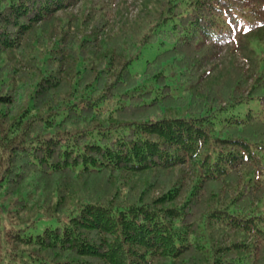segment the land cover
Segmentation results:
<instances>
[{
  "label": "trees",
  "instance_id": "1",
  "mask_svg": "<svg viewBox=\"0 0 264 264\" xmlns=\"http://www.w3.org/2000/svg\"><path fill=\"white\" fill-rule=\"evenodd\" d=\"M131 1L0 0V264H264V0Z\"/></svg>",
  "mask_w": 264,
  "mask_h": 264
},
{
  "label": "rangeland",
  "instance_id": "2",
  "mask_svg": "<svg viewBox=\"0 0 264 264\" xmlns=\"http://www.w3.org/2000/svg\"><path fill=\"white\" fill-rule=\"evenodd\" d=\"M127 1L128 3L125 4V12H127L128 16L131 17L137 12L138 5L136 2L134 3L131 0ZM253 48L256 53H259L260 51L264 52V39H261L254 43ZM159 49L160 47L158 44L144 46L141 50L140 55L130 63V71L137 77L141 76L146 60L151 59L159 51ZM224 58L228 59L227 57ZM237 64L244 66L248 65V63L239 55H237ZM247 111H251L254 114H262L264 113V106L260 105L255 99H251L246 102L238 103L234 108L230 110L231 113L239 116L244 115ZM218 125L219 122L216 123L215 127L217 128Z\"/></svg>",
  "mask_w": 264,
  "mask_h": 264
}]
</instances>
